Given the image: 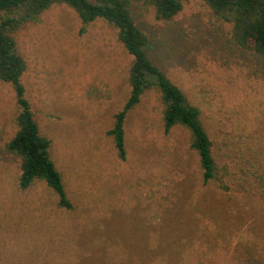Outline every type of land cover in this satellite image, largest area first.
<instances>
[{"label": "rangeland", "instance_id": "obj_1", "mask_svg": "<svg viewBox=\"0 0 264 264\" xmlns=\"http://www.w3.org/2000/svg\"><path fill=\"white\" fill-rule=\"evenodd\" d=\"M130 11L149 59L200 110L220 165L230 153L249 175L242 179L232 164L236 177L203 185L188 131H164L156 90L128 114L120 160L107 132L130 95L133 58L105 21L83 26L68 6L53 5L11 35L26 65L24 98L73 210H59L44 182L19 188L20 161L5 147L21 109L12 85L0 81V264L39 257L119 263L182 228L203 250L192 257L264 264V58L235 46L231 25L203 0L184 2L169 20L135 0ZM257 169L260 179L252 176ZM177 215L185 225L175 224Z\"/></svg>", "mask_w": 264, "mask_h": 264}, {"label": "trees", "instance_id": "obj_2", "mask_svg": "<svg viewBox=\"0 0 264 264\" xmlns=\"http://www.w3.org/2000/svg\"><path fill=\"white\" fill-rule=\"evenodd\" d=\"M135 1L153 7L157 19L169 20L176 16L182 10L183 3L189 0ZM203 1L218 20L231 25L230 39L235 46L264 58V0ZM131 2L132 0H0V81L12 85L17 105L21 109L16 118V134L6 144V152L18 157L20 161L19 188L27 191L35 183L44 182L57 196L59 210L72 211L73 205L66 197L61 175L50 158V142L40 136L30 106L24 98L21 76L26 65L17 53L15 40L11 35L23 24L36 21L43 12L56 4H64L72 9L83 26L99 19L105 21L116 30L117 40L133 58L128 71L130 95L122 110L114 116L113 126L107 132L108 136L112 137L120 160L124 161L126 158L124 124L128 114L140 103L146 91L156 90L163 104L164 131L169 133L176 126L188 131L189 146L198 156L203 185L217 183L220 175L236 177L239 172L243 176L242 179L249 175L250 169L236 164L237 156L230 153L221 156L223 160L226 158V163L220 165L219 159L213 154V143L202 124L200 110L189 104L184 94L149 59L146 51L148 39L131 16ZM232 164L238 172L230 170L233 168ZM253 173L255 179L261 178L258 169ZM250 190L254 191V188L250 187ZM179 215L175 217V224L185 225ZM176 230L168 233L167 241H162L157 247L146 246L139 251H130L127 253L128 257H122L119 263H111L104 257L95 262L77 260L75 263L71 261V257H39L28 264H208L203 258L192 257L202 256L204 253L202 249L191 247L194 243L191 232L184 228Z\"/></svg>", "mask_w": 264, "mask_h": 264}]
</instances>
